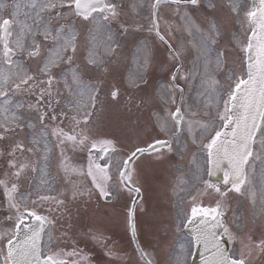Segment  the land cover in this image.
<instances>
[{
    "label": "snow or ice",
    "instance_id": "6c2138e0",
    "mask_svg": "<svg viewBox=\"0 0 264 264\" xmlns=\"http://www.w3.org/2000/svg\"><path fill=\"white\" fill-rule=\"evenodd\" d=\"M162 4L175 7L179 12L181 8L189 6L196 8L200 0H153L151 9V27L149 31H155L156 37L168 46L170 58L179 62L180 57L189 52L192 54L193 64L203 62L204 76L202 81L205 85V100L203 116L184 107V89L176 83L178 78L185 80L195 78V72L190 70L188 74L181 77L183 64L178 63L171 75V91L179 92V102L175 95L165 92L161 97L166 106L175 104L174 111H166L165 114H155V124L160 133L167 138H154L146 147H135L126 159L118 162V183L113 182L111 173L107 167L95 164L89 157L87 170L72 164L64 154V147L70 146L73 151L77 148L91 145V149L99 148L101 151H117L116 143L112 139L92 138L87 130L92 112L89 107L95 108L99 86L95 83H85L79 68H71L69 73L63 77L64 88L69 93L68 105L79 113L83 110L84 115L72 116L73 126L68 130L59 125L53 127L51 132L45 125L41 129V135L32 136L33 144L44 140L45 152L48 151L46 136L56 138L57 146L61 148V159L59 167L64 173L65 179L71 187L70 200L75 201L80 197L93 195L108 200L126 190L129 193L139 194L141 188L136 186L138 181L134 179L132 164L139 156H151L160 160L163 158V149L172 150L173 140L177 133L187 129L192 143L197 141L207 151V165L205 171L211 176L221 170V166L227 162V170L224 171L223 184L230 186L227 190L211 184L207 180L202 181L203 192L212 190L219 198L212 207H205L193 203L191 215L185 217L188 223H192L199 217V225L194 230V239L190 247L203 246L208 253L203 259V264H252L251 256L254 251L264 254V233L259 240H253L250 236L247 243L241 240L242 249L238 255L229 254L222 241H234L239 239L236 232L225 223V200L229 191L244 195L249 192L252 203L255 206L259 199L260 207L264 211V0H259L258 5L247 11L244 15L249 26L247 42L241 46L245 56L246 68L241 75L233 72L229 79L232 83L221 89L219 81L215 79V73L224 64L225 54L216 49L218 39L221 36L220 27L215 18L208 22L207 28L197 26L187 15L183 13L186 21L185 30L191 39L187 46L180 50L174 49L169 34L166 38L162 34L159 23V11ZM4 5L0 4V8ZM210 7L215 10L217 5ZM229 12L240 15V7L237 0H229L227 4ZM14 11L8 18L0 16V98H4V105L0 106V140L6 139L20 128L19 114L10 109L23 107V105H12L8 97L13 90L36 92V111L39 113L41 124L45 119L57 120L55 109L52 108V86L57 80L53 70L62 64L72 65L79 47L81 33L71 22L59 23L66 16H75L87 29L84 39L87 42V55L85 57V70L90 68L108 71L106 65L115 56L119 49L118 35H124L128 31V25L121 23L119 32L112 33L110 24L119 21L122 13L119 6L113 0H28L27 3H17ZM27 9V11H22ZM23 15V19L20 16ZM53 21H57L53 26ZM42 37L38 39L37 37ZM103 43L101 44V38ZM45 45L47 55L43 57L42 66L36 74L30 75L22 63L14 57L27 53L29 58L40 57ZM213 53L215 56L213 58ZM140 68H146L151 61V52L144 48L138 51ZM43 77V79H41ZM206 78V79H205ZM143 81V75L139 70L128 76V87L139 89L137 81ZM73 85L76 86L73 92ZM60 95L59 89L56 90ZM112 101H118L121 89L113 86L110 90ZM46 107L42 110L39 106L45 102ZM59 105V100L54 101ZM29 107H33L30 105ZM49 110L52 114L49 115ZM207 117V119H204ZM203 120V122H201ZM219 125V126H217ZM79 129V131H77ZM206 141V142H205ZM34 148L26 147L23 141H16L10 147L8 164L12 171L8 174L11 183L0 180V186L4 188L10 206L15 209V216L8 219L13 220V226L6 232L0 233V264H82L88 257L82 254V250L72 247H54L67 237L63 233L61 237H54L52 227L56 220L50 215L53 211H67L68 198H60L55 195H44L36 190V199L21 198L16 200L15 193L18 192V181L24 176L29 168L27 162L17 161L16 153L32 152ZM47 159V157H45ZM259 161V165H257ZM253 176L259 170L260 177L257 182L261 184L260 195L257 196L254 181L250 179L249 170ZM35 170V169H33ZM73 176H87L91 179V188L82 189L73 180ZM31 193L29 194V196ZM193 197V201H195ZM24 207L21 209L20 205ZM49 205V215L41 214L40 209ZM31 205V207H29ZM135 201L133 206L127 210V227L133 237L136 236ZM31 220L29 223L28 221ZM222 229L218 233L216 230ZM47 235V241L44 236ZM98 243H105L106 237L98 230L89 228L88 233ZM142 256L147 254L141 252ZM146 264H151L146 261Z\"/></svg>",
    "mask_w": 264,
    "mask_h": 264
},
{
    "label": "rangeland",
    "instance_id": "374dc122",
    "mask_svg": "<svg viewBox=\"0 0 264 264\" xmlns=\"http://www.w3.org/2000/svg\"><path fill=\"white\" fill-rule=\"evenodd\" d=\"M240 1L243 3L242 6L246 7L245 13L247 11H249L250 10L249 0H248L247 4H245L246 0H237V2L239 4H240ZM17 3H19L18 0H0V4L4 5L3 8H0V16L9 17L11 15V13L15 10L14 5ZM225 3L227 5L229 3V0H227V2L225 1ZM212 4L217 5V7L214 11L211 10V7H210V5H212ZM147 5H149V4L147 3V0H146V6ZM245 5H247V6H245ZM239 7H240V5H239ZM173 9L175 11H177L175 9V7H173ZM182 11H184V12H182ZM194 12L197 13V15L195 17H193L191 15ZM214 12H216L217 14L227 13L226 16L229 19V22H231L232 18L235 22L234 17H236V15L229 12L228 8L226 9V6L223 4V2H214L213 0H203L202 2H200L199 6L196 8L189 6L187 8L179 9L178 15L173 21V30H172V33L170 34L171 40L174 37L177 38L179 36L177 40L180 41V44L178 42H175L174 43L175 49L180 50L183 46H187V48L191 51L190 45L188 44V41L191 39V37L188 36V33L185 30L186 21L183 19V16H182L183 13H187L188 17L197 26H200L202 29H203V27H204V29H206L208 22L211 21L213 18H215L213 16ZM124 15H126V13H124ZM68 16H66L65 19H61L58 22L62 23V20H63V21H65L64 23L71 22L75 25V27H78V28H81L83 26L82 24H79L77 21H74L72 18H69ZM241 17H242V19H241ZM241 17H237L240 19L238 20V22L236 24L238 27H240V29L237 30V32H239L240 34H237L236 36H235V34L233 36H230L229 34L224 35V31H223L221 33L220 38L218 39L217 46H215L216 49L221 51V52L223 51V49H220V48H223V47L227 48L224 51V54H225L224 59L226 60L227 68L224 71L219 70L215 73V79L219 81V87L221 89L227 88L232 83V81L229 79V77L232 76L233 72H235L236 75H241L245 70L244 54L240 48H241V45H243L247 42V35L249 33V26H248L245 15H243ZM129 18L130 19L127 20L128 23L126 24L129 26L128 31H127L128 33H130V34H136L137 33L139 38H141L139 33L142 32V36L144 38L140 39V40L145 41L146 47L155 48L156 50L161 48V47H164L159 41H157V39L153 35H151V33L147 27V26H151L150 20H147V22H142V21L132 17L130 14H129ZM215 20H216V23L219 25V27L223 28L225 30V27L220 22H218V20L216 18H215ZM56 23H57V21H53V26H55ZM142 23H146L147 26H145L144 30L143 29L138 30L137 27H139V26L143 27L144 24H142ZM166 23H169V22H167L166 20L162 21V24L166 25ZM181 26H183L182 29H181ZM86 31H87V29H86ZM81 32L84 33V30L82 29ZM143 32H145L144 35H143ZM37 38L42 39V37H39V36ZM136 39H138V38H133L130 40V47L135 46L134 44H136V47H140V45L135 42ZM181 39L183 40V42L181 41ZM235 39H236V42H234ZM181 45H182V47H181ZM47 46L48 45H45L44 49H46ZM234 46H236V47H234ZM240 52L242 53L241 59H240V55H241ZM46 53H47V51H46ZM191 55L192 54H189V52H185V54L180 57V61L183 62V59L187 60L188 58L191 57ZM214 56H215V53H213V58H214ZM154 58H155V56L151 55V59H154ZM193 59H194V57L191 60L182 63L183 64V70L181 72V77H183L185 74L189 73L190 70H193L196 74L195 78L189 79V80L179 78V81L183 84L184 90H185V92H184V107H185V109H187L188 107H191L193 111L198 112L201 114V116H203L204 103L206 102L205 96H204L205 85L202 81V77L204 76V64L201 61V62H198L197 64L194 65ZM151 62L152 61H150V63ZM164 63H165L164 64V66H165L167 62H164ZM174 65L175 64H173V66ZM149 66H150V64L146 67V70H148ZM187 67L189 68V70ZM137 70L140 71V69H138V68H133L131 72L135 73V72H137ZM166 72H167V68H165L163 71L162 80L167 78ZM70 79L71 78H69V81H70ZM90 81H92V80H90ZM107 84H108L107 81H103L104 86H106ZM60 88H63V93L61 95L64 97L63 101H61V103H60L61 107H62L60 113L61 114L62 113L68 114L65 117L66 120H65L64 124L67 122L66 124L69 127L70 122L73 123L72 119H71L73 114L70 112V109H72L71 105L67 104V101L69 99H67L68 95L66 94L67 92H65L66 89L64 88L63 80L60 82ZM54 90L56 91L57 89H54ZM75 90H76V86L73 85V91L75 92ZM136 97H137V95L135 94L134 88H131V93H130V89H128L125 92L124 97L122 98L125 100H121L127 104L130 103V107H128L126 109L127 110L126 114L131 113L130 121H128V126H126V127L122 126L123 132L126 133L128 136H130L129 132L127 131V129H129V127H130V129L136 130L135 133H134V131L130 130V132L132 134V138H134V135L139 137V139H141L142 137L152 138V135H155L156 137H165L164 134L160 133L159 129L156 127L155 114L158 112L161 113L162 111L165 112L166 105L164 103L161 104L160 101L158 103L156 98H152L151 100L147 99V101H146L145 100L146 98L142 95L139 96V98H136ZM8 100H9V98H8ZM9 102H11V100H9ZM137 102H140L141 104H139V103L137 104ZM3 105H4V101H0V106H3ZM101 106H103V109L101 112H99V115L96 117V121L94 123L95 128L98 131L101 129L103 132H107V134H109V135L117 136V133L111 132L113 130V127L111 125V121L113 119H115L114 126L115 127H121L119 122H117V120H116L117 119L116 118V112H117L116 103H113L109 99V97H107V95L104 94V100L102 101L101 105L100 104L98 105V108H101ZM139 106L141 108H139ZM168 108H169V106H168ZM10 111H11V109H10ZM80 112L83 113V110H81ZM118 112L121 114V111H118ZM60 117H64V116L60 115ZM140 119H144L145 122L141 121ZM204 119H207V117H205ZM201 122H203V120ZM150 123H152L155 126V127H153L154 133H151L149 130ZM48 124H50V123L47 120L45 122V125H48ZM51 126H52V124H51ZM89 127H91V123H89V125L87 126V129ZM189 139H190V142L192 143L190 135H189ZM197 143H198V141H197ZM135 144L137 145L138 143L136 142ZM256 163H257V165H259V161H257ZM196 165H193L192 167L195 168ZM155 166L164 167V163L161 160L158 163H152L149 165L147 159L144 158L141 161L140 165H138V170L140 171V170L145 168L144 172H143V173H145L148 170V168L152 169ZM175 169H176V167H175ZM192 173L197 174L198 173L197 169L196 168L193 169ZM147 175H149V172H147ZM200 175H201V173H200ZM156 177H157V173H156L155 178ZM259 177H260L259 170L256 172L255 176L252 175V177H251V179L254 181V188L256 190L258 197L260 195V189H261V184L259 182H257L259 180ZM188 178L189 177H187V179ZM147 179H150V178H147ZM158 180H159L158 181V190L160 191L161 196L164 197V187H166V191H167V187L169 186L170 182L167 180L166 176L165 177L160 176ZM153 181H154V179H153ZM148 184L150 185V188L152 190L151 193L155 192V190H153V188H154L153 182H148ZM61 187H63V184H61ZM150 188L149 187L147 188L148 192L150 191ZM185 188H186V186L184 188H181L182 191H180V187H176L175 191L177 194L174 197V205H173V209L171 212L172 217L168 222L166 220H164L162 222V224L164 226L168 225L169 230L171 232H173L174 236H175V238L173 239V241L170 244V247L168 249L170 251V253H168V258H167V250H166L164 258L162 257V259H152L151 249L150 248L146 249L147 254L151 256L150 260L156 264H170L171 261H173L172 264H187L186 259L181 258L179 256V254H181V253L180 252L177 253L175 250L176 248H179L180 246H182L184 244V242H187L189 240L186 237L185 233H183L179 228L181 221L185 215V212L187 211L184 207H181L179 204V200L181 201V198L190 189L189 188L186 191ZM200 197L201 198L199 199V201L203 204H213L219 198L218 194L214 193L212 190H208L207 193H205L203 196H200ZM152 198H153V195L150 194L146 200L148 208H150V209L152 208V205L150 204ZM157 198H159V196ZM244 199L246 201L248 200L249 202L251 201V205H249L250 210L247 214H246V206L243 207V210L239 209V207L243 204ZM224 200H225L226 206H228V204L231 206L229 212L227 213V216H228L227 218H228L229 223H231L233 221L232 223H233V225H235L234 231H237L236 233L239 237V239H237V241L241 242V240H243L245 243H247V238L249 236L253 240H259L261 238L262 233H264V211H262V209L260 207L259 199L257 200V204L254 206L252 203V199H251L249 192H245L244 195H239L235 192H229L228 195L224 198ZM105 213L110 217V219H114L112 224L115 227H119L122 225V220H123V217H122L123 213L122 212H120V214H118L114 210H109ZM180 213H182L183 215H179ZM93 214H94V212L92 210H90L89 215L93 216ZM68 218H69L68 222H70L69 224L74 225V219H73L72 213H70V215H68ZM63 226H68V225L64 224ZM86 226H87V228H89L90 222H88ZM236 227H238V228L236 229ZM163 229H164V231L166 230V228H163ZM253 229H255V233L252 234ZM118 234L120 236H122L123 227L119 229ZM147 234H151L152 237L158 238L162 235V232H161L159 227H157V228L153 227L151 229L147 228V230H146L147 240H146L145 236L140 231V236H141L142 240L146 243V246H147V242L149 244H151V242L148 239ZM126 240H127V237L123 240L122 245L120 247H117L119 250L124 249L127 251L129 249V245H128ZM178 240H179V242L176 244L175 242ZM77 248L81 249L80 247H77ZM119 257H123V256L120 255ZM263 259H264V254H260L258 251H254L252 253V256H251L252 264H260V261H262ZM126 264H140V262L136 258L135 255L131 254L128 257V262Z\"/></svg>",
    "mask_w": 264,
    "mask_h": 264
},
{
    "label": "flooded vegetation",
    "instance_id": "af4514ba",
    "mask_svg": "<svg viewBox=\"0 0 264 264\" xmlns=\"http://www.w3.org/2000/svg\"><path fill=\"white\" fill-rule=\"evenodd\" d=\"M16 141H23L26 147L34 148V151L32 152H24L23 154L19 152L16 153L15 158L17 159V161L27 162L29 164V168L26 170L24 176L17 182L19 187H18V192L15 193L16 200L20 201L22 197L32 200L36 199L35 193L37 189L40 190L41 194L50 195L49 193L43 192L45 188L42 186H38L35 189L34 181L38 183H42V179L39 174L42 170V167L48 161L45 159V157L47 156L46 152L44 150L36 149L34 147L32 139L30 138V133L27 129L24 130L21 129L20 134L18 132H15L14 134L11 135L10 139L6 142V144L1 145L0 162H3V164L0 165V180H6L9 181V184L11 183V180L8 176V174L12 171V169L9 168V164H8V161L10 159L8 155V151L10 147L13 145V143ZM66 151L67 150H64V154ZM104 153L105 151H101L99 148H97L96 151L91 154V157L95 164H99V162L100 163L103 162ZM68 156H71V154H68L67 157ZM59 158H61V153H59ZM75 161H77V157L73 155V158L71 157L70 162L73 164V162ZM61 177L62 179H64L65 176L62 175ZM75 182L78 184L82 183L81 180L77 178ZM30 193L31 195L29 196ZM56 196L59 195L57 194ZM59 197L64 198L63 196H59ZM20 207L21 209H23L24 205L21 204ZM29 207H31V205H29ZM48 207L49 205L45 204L44 207L40 209L41 214L49 215ZM15 214H16L15 209L10 206L9 201L5 196L4 188L0 186V233H3L4 231H8L9 229L12 228L13 220H10L8 218L14 217ZM30 221L31 220H29L28 222ZM47 239L48 237L47 235H45L44 240L47 241ZM109 260L111 261V264H122L125 261V259H109ZM91 262L92 264H97L94 259H92Z\"/></svg>",
    "mask_w": 264,
    "mask_h": 264
},
{
    "label": "water",
    "instance_id": "95a60500",
    "mask_svg": "<svg viewBox=\"0 0 264 264\" xmlns=\"http://www.w3.org/2000/svg\"><path fill=\"white\" fill-rule=\"evenodd\" d=\"M259 0H253V5L256 6L258 5ZM223 167H227V162H225L222 166H221V170H218L214 173V177L217 178L220 175H222V168ZM199 217H197L192 223H189L187 226V230L192 233L194 235V230L197 227H202L201 225H199ZM218 233H220L221 229H217L216 230ZM222 244L225 248V250L229 253V245L227 240L222 241ZM197 252L194 258V264H203V259L204 257H206L208 255V253L204 250L203 246H196Z\"/></svg>",
    "mask_w": 264,
    "mask_h": 264
}]
</instances>
